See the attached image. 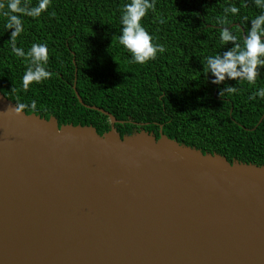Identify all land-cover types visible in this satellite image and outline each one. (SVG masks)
Listing matches in <instances>:
<instances>
[{
	"label": "water",
	"instance_id": "95a60500",
	"mask_svg": "<svg viewBox=\"0 0 264 264\" xmlns=\"http://www.w3.org/2000/svg\"><path fill=\"white\" fill-rule=\"evenodd\" d=\"M14 106L0 91V264H264V165Z\"/></svg>",
	"mask_w": 264,
	"mask_h": 264
},
{
	"label": "trees",
	"instance_id": "16d2710c",
	"mask_svg": "<svg viewBox=\"0 0 264 264\" xmlns=\"http://www.w3.org/2000/svg\"><path fill=\"white\" fill-rule=\"evenodd\" d=\"M28 2L34 5L38 0ZM126 2L51 0L40 17L25 16L17 46L27 51L33 42H46L52 73L28 89L21 85L24 58L11 52V30L0 16L2 94L14 104L18 99L29 105L22 110L26 114L55 117L59 126H93L99 135L108 132L109 117L85 105L95 106L122 121L115 124L121 137L144 129L158 139L162 131L204 154L225 156L230 163L264 165V118L259 123L264 99H249L256 88L264 87V70L255 84L241 81L237 92L222 98L223 84L212 83L201 64L204 57L226 47L219 40L217 24L224 6L243 5L239 15L226 21L239 26L242 40L248 26L243 17L259 11L252 0H155V9L142 23L166 50L145 64L131 62L130 53L119 43V20ZM74 84L85 105L79 102ZM33 100L35 109L30 106Z\"/></svg>",
	"mask_w": 264,
	"mask_h": 264
},
{
	"label": "clouds",
	"instance_id": "9594fccd",
	"mask_svg": "<svg viewBox=\"0 0 264 264\" xmlns=\"http://www.w3.org/2000/svg\"><path fill=\"white\" fill-rule=\"evenodd\" d=\"M50 3L51 0H38L34 5L28 0H0V16L6 18L4 26L11 30V52L24 58L26 64L21 77L24 89H28L32 83L48 80L52 75L47 67L49 47L46 42H33L27 51L17 46V37L25 31L23 18L40 17L48 10ZM252 3L259 11L252 17H243L248 26L242 40L238 36L239 26L229 25L226 21L229 16L239 15L243 5L228 3L224 6L223 15L217 18V24L219 40L226 47L220 52L207 55L201 61L203 72L207 77L211 74V82L223 84L219 90L222 98L237 92V85L241 81L255 84L257 77L262 74L261 70H264V0H252ZM154 9L155 0H129L122 6L118 39L120 45L130 53V61L133 63L145 64L166 50L163 44L154 42L156 38L142 23L149 11ZM230 80L236 81V84L223 83ZM257 97L264 99V87L256 88L249 99ZM28 106L17 99L12 110L19 114ZM30 106L35 109L36 101H31Z\"/></svg>",
	"mask_w": 264,
	"mask_h": 264
},
{
	"label": "flooded vegetation",
	"instance_id": "af4514ba",
	"mask_svg": "<svg viewBox=\"0 0 264 264\" xmlns=\"http://www.w3.org/2000/svg\"><path fill=\"white\" fill-rule=\"evenodd\" d=\"M216 93V92H215Z\"/></svg>",
	"mask_w": 264,
	"mask_h": 264
}]
</instances>
